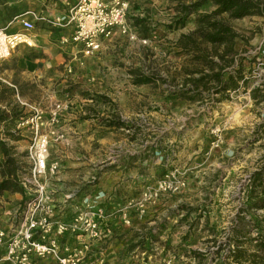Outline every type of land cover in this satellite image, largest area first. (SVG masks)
Returning <instances> with one entry per match:
<instances>
[{
	"label": "rangeland",
	"instance_id": "374dc122",
	"mask_svg": "<svg viewBox=\"0 0 264 264\" xmlns=\"http://www.w3.org/2000/svg\"><path fill=\"white\" fill-rule=\"evenodd\" d=\"M76 1L8 4L64 14ZM129 2L127 33L118 31L95 57L71 56L78 48L69 43L64 63L34 71L35 60L45 56L37 42L0 62V111L9 113L0 125L2 138L4 133L21 138L10 145L21 157L26 178L35 133L20 123L39 116L43 133L63 135L52 137L49 163H60L51 185L53 220L80 228L61 238L70 252L90 245L77 253L93 264H234L230 235L242 218L244 188L264 162V103L256 104L250 96L251 88L264 86V16L231 21L241 35L235 48L245 60L249 89L231 93L221 103H191L174 98L185 68L194 69L191 56L182 54L176 42L196 29L198 16L175 29L176 0ZM213 9L208 5L200 12ZM47 24L35 21L33 35L39 39L48 30L53 40H60L62 31ZM142 77L152 82L136 85ZM118 121L125 125L107 126ZM163 169L167 175L161 177ZM167 176L171 188L164 190L160 186ZM60 181L66 184L61 196ZM100 193L104 195L97 200ZM70 194L75 196L67 199ZM21 195L18 208L26 201ZM90 207L103 211L98 238L85 222L97 211ZM257 214L263 217L264 210Z\"/></svg>",
	"mask_w": 264,
	"mask_h": 264
},
{
	"label": "trees",
	"instance_id": "16d2710c",
	"mask_svg": "<svg viewBox=\"0 0 264 264\" xmlns=\"http://www.w3.org/2000/svg\"><path fill=\"white\" fill-rule=\"evenodd\" d=\"M178 18L174 28H183L192 15H197L196 29L182 34L176 42V48L182 54L191 56L194 69L185 68V77L181 87L174 91V98L185 102H201L209 99L215 103L230 100V94L240 89H249L250 80L245 74L244 58L235 46L241 35L231 25L232 20L253 16H264V0H176ZM9 0H0V24L9 25L14 19L30 11L8 4ZM211 5L210 12L201 13L200 9ZM68 10V9H67ZM6 27V26H4ZM1 28V27H0ZM152 82L149 77L135 81L136 85ZM250 96L256 104L264 103V86L250 89ZM9 118L8 111H0V125ZM118 121L108 127H123ZM0 133V195L25 194L22 185L23 162L17 155L11 141L21 138L15 133ZM167 175L163 169L161 177ZM241 198L242 218L237 221L230 235L229 259L234 264H264V216L257 214L264 210V162L250 176V182L244 188ZM254 217L250 220L246 215Z\"/></svg>",
	"mask_w": 264,
	"mask_h": 264
},
{
	"label": "built area",
	"instance_id": "2783aa9c",
	"mask_svg": "<svg viewBox=\"0 0 264 264\" xmlns=\"http://www.w3.org/2000/svg\"><path fill=\"white\" fill-rule=\"evenodd\" d=\"M129 12V0H77L68 8L65 17L54 20L36 12H27L0 28V62L9 59L19 47L36 46V37L33 35L36 30L35 21L70 28L71 35L64 38L63 43L74 44L78 54L95 57L103 51L106 43L114 39L118 31L127 33ZM15 24H19L21 30L10 31L9 27ZM39 120V116H34L20 123V127L31 125L35 133L28 154L31 167L29 175L22 179L26 201L16 210L11 229L0 231V247L5 245V253L0 254V263L43 264L49 259L56 264H93L90 258L83 256V252L77 253V250H90V245L86 244L70 252L66 244L61 243V238L68 232L77 233L80 228L53 220L56 205L55 191L51 185L59 174L60 163H49L50 145L54 135L57 138L63 135L43 133ZM169 178L167 176L161 182V189L171 188ZM103 195L100 193L96 199ZM73 196L75 194L66 198L72 199ZM96 210L89 212L85 220L93 238L99 237V221L104 218L103 211L98 208ZM79 219L84 220L83 217Z\"/></svg>",
	"mask_w": 264,
	"mask_h": 264
},
{
	"label": "crops",
	"instance_id": "0c3cea01",
	"mask_svg": "<svg viewBox=\"0 0 264 264\" xmlns=\"http://www.w3.org/2000/svg\"><path fill=\"white\" fill-rule=\"evenodd\" d=\"M44 16L54 20L57 18H63L65 17L67 14L64 13L62 14L61 12H57L55 10H50L47 13H42ZM45 23V22H44ZM48 22H46L45 24H47ZM50 23H48L47 25H49ZM52 25V24H51ZM54 26V25H53ZM51 26V27H53ZM57 27V26H56ZM59 28L60 32V40H53V33L51 31H45L44 33L40 34L39 39L36 40V44L37 42H40L43 45V53H44V57L42 59H36L35 60V64L33 67L34 71H36L37 67L42 66L41 69H53L55 67H57L58 65L62 64L65 62V57H64V53L65 50H69L70 47L66 46V44L63 43V39L66 37H69L70 34V29L66 30L64 28L61 27H57ZM67 31V32H66ZM62 34V36H61ZM35 37L37 35H34ZM20 48V47H19ZM77 49V48H76ZM78 50L73 51L71 56H74L77 54ZM74 60V59H73ZM73 60L69 61V62H73ZM62 176V174H61ZM62 180H64L65 175H63L62 177H60ZM60 178H58V180H60ZM0 181H1V174H0ZM64 186H66V184L64 183V181H60L58 183V190H60V196L63 195V189ZM10 201H7V200ZM23 196L20 193H15V194H11L9 192H5L3 195L0 196V231H8L11 229L12 227V222L14 219V214L16 212V210L18 209V205H20V202L23 201ZM22 204V202H21ZM5 253V245L0 247V254ZM53 261H46L44 264H54L51 263ZM0 264H9V263H0Z\"/></svg>",
	"mask_w": 264,
	"mask_h": 264
}]
</instances>
